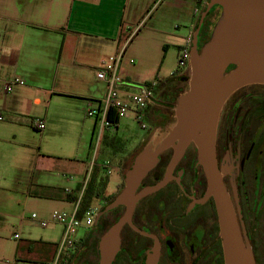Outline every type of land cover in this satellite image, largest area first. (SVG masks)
Instances as JSON below:
<instances>
[{
  "label": "crops",
  "instance_id": "crops-1",
  "mask_svg": "<svg viewBox=\"0 0 264 264\" xmlns=\"http://www.w3.org/2000/svg\"><path fill=\"white\" fill-rule=\"evenodd\" d=\"M206 7L194 0H0V228L18 221L20 206L32 204L41 218L48 216L46 203L50 213L73 208L89 162L65 152L70 146L59 154L50 146L60 140L48 139L61 125L82 136L91 125L94 135L98 120L87 110L106 94L96 75L101 62L124 52V92L139 93L160 77L171 46L192 43ZM142 29L148 33L134 50L136 37L129 40ZM15 78L25 85L7 91ZM36 117L46 122L43 130L32 125Z\"/></svg>",
  "mask_w": 264,
  "mask_h": 264
},
{
  "label": "flooded vegetation",
  "instance_id": "flooded-vegetation-1",
  "mask_svg": "<svg viewBox=\"0 0 264 264\" xmlns=\"http://www.w3.org/2000/svg\"><path fill=\"white\" fill-rule=\"evenodd\" d=\"M223 9L213 7L210 27L201 39L203 46L223 18ZM171 107L167 111L174 114ZM215 147L217 166L244 244L252 250L255 264H264V83L243 85L227 99ZM140 152L127 158L123 188L115 198L124 189L126 171ZM174 154L172 147L163 151L140 181L136 194L169 175L159 189L137 200L130 219L119 231V248L111 264H226L218 206L215 196H208V176L199 163L198 150L189 143L169 172ZM115 198L106 201L104 208ZM126 211L127 205L119 204L103 213L105 217L84 235L93 254L89 256L84 245L77 246L64 264H101L100 239Z\"/></svg>",
  "mask_w": 264,
  "mask_h": 264
},
{
  "label": "water",
  "instance_id": "water-1",
  "mask_svg": "<svg viewBox=\"0 0 264 264\" xmlns=\"http://www.w3.org/2000/svg\"><path fill=\"white\" fill-rule=\"evenodd\" d=\"M216 5L224 8L223 18L199 51L201 27L210 9ZM190 53V74L186 77L189 88L179 95L173 107L174 122L162 139L149 141L135 157L126 171L124 189L97 214L96 223L103 213L119 204L127 205L121 221L100 239L101 264H111L119 248V231L130 219L137 200L167 181L169 175L136 194L140 181L154 167L157 157L169 147L174 149L170 172L189 143L196 146L199 163L208 176V196L214 195L217 202L226 264H255L252 250L244 244L217 166L215 140L221 110L227 99L243 85L264 83V0H209L193 33ZM231 65L235 67L227 70Z\"/></svg>",
  "mask_w": 264,
  "mask_h": 264
},
{
  "label": "rangeland",
  "instance_id": "rangeland-1",
  "mask_svg": "<svg viewBox=\"0 0 264 264\" xmlns=\"http://www.w3.org/2000/svg\"><path fill=\"white\" fill-rule=\"evenodd\" d=\"M207 28L208 25L206 21L203 24V27H201V32L199 35L200 49L201 46H203L201 39L202 36L207 32ZM215 28H217V24ZM215 28H213V30L209 33L208 40L212 37ZM146 33H148L147 30L142 29V32L137 30V32L132 34L129 42H131V39L136 37V39L133 41L134 43L132 42V49L135 50L138 48L140 37ZM178 55V48L171 46L168 51L165 63L161 68L160 77L161 79H167L171 77L173 72L181 71L177 74L178 77L174 79L175 82L167 84L165 87L171 86L184 92L189 88V81H180L179 77H187L188 74H190V71L189 68L179 67ZM159 93L160 92H158V96ZM169 106L171 107L172 104L159 102L157 107L160 108V113L155 114L151 112L150 116L145 117L142 122H139L135 116L120 119L119 127H117V129L116 126L110 127L109 130L107 129L103 133V137L98 145V149H96L95 146L97 144V137L99 134V125L94 135L93 128L90 125L89 128L85 130L86 132H84L83 136L79 130L75 135H70L68 134L66 125H61L58 131L59 134L48 139L47 144L51 145L54 139H59L60 144L50 146L52 149L59 151V154L63 152L61 149H65L66 147L70 146L65 152H70L72 154L71 156L78 158V160L89 162L87 174H89V172L90 174L92 173L93 165L91 162L92 158L96 154L97 163L103 162L106 159L111 161L110 173L108 172V169L99 167L101 170L99 176L108 177V184L104 189V193H102V197L98 200L95 199L93 203V206L100 210L111 195H115L123 188L122 175L126 170L125 162L127 161V158L131 156V154L133 155V152L145 148L149 141H157L158 139H162L168 132V127L175 120V111L174 114L173 112L167 111L170 109ZM165 112H168V114ZM90 120L93 119L90 118ZM142 123H144L146 127H143ZM61 140H66V145H63ZM118 178L120 181L118 187H116ZM46 204H49L48 209H46L49 216V214H51L49 211L52 204ZM66 208L70 209L71 204H68ZM33 212H36L40 215L39 209L32 206V204L28 208L20 206L19 210L17 211L18 221L13 220V222L9 223L6 228H0V264H7V262H10V264H55L57 261L56 248L58 247V243L61 241L63 228L57 223H52L47 227L39 226V224L33 222L31 219V214ZM91 229L92 227L88 229L84 227L81 228L78 231L77 238L81 239L83 237L84 239L86 232ZM15 233H18L20 238H15ZM83 242V245L87 247L86 252L90 256L93 254L92 252H89V250L92 248V245L89 246L88 241L83 240ZM94 242L95 241L93 240V245ZM83 245L81 247L79 246V248H83ZM65 262L66 261H63L59 264H64Z\"/></svg>",
  "mask_w": 264,
  "mask_h": 264
},
{
  "label": "built area",
  "instance_id": "built-area-1",
  "mask_svg": "<svg viewBox=\"0 0 264 264\" xmlns=\"http://www.w3.org/2000/svg\"><path fill=\"white\" fill-rule=\"evenodd\" d=\"M161 1V0H160ZM197 3L207 4L209 0H194ZM192 43L183 46L182 50L179 53V67L187 68L190 65V48ZM123 53L120 52L110 57L105 58L101 62V68L96 69V75L102 82L106 85V94L100 99L96 100L95 104L88 108L87 115L95 117L98 120L99 124V134L97 137L96 149H98L99 142L106 128L117 126L116 123L109 121L110 115H117L121 118H129L135 116V118L142 122L145 119L144 110L151 106L157 104V96L155 93L156 82L152 81L150 86H142L139 93L131 92L126 94L124 92L123 79L120 76V63H122ZM25 85L23 79L15 78L7 82V91L11 92L16 85ZM32 125L43 130L46 127V122L40 118L36 117L32 120ZM143 127H146L142 123ZM97 154L93 157L92 165H98L105 169H108V172H111V161L104 160L103 162L97 163L96 160ZM92 167V166H91ZM91 171V169H90ZM90 174V172H89ZM89 174L84 184V190L86 188ZM81 193L80 196H82ZM80 200L81 197L74 203V206L70 210H54L51 212L50 216L47 218H41L37 213L31 214V219L33 222L39 224L41 227H47L52 223H57L62 226V237L58 247L56 248L57 252V261L55 264L62 263L77 249V244L80 239L77 238L78 231L81 228H90L94 225L96 221V216L99 212L98 208L95 206L90 207L83 215L82 218L78 217V212L80 209ZM19 237L18 234L15 235ZM10 264V262H7Z\"/></svg>",
  "mask_w": 264,
  "mask_h": 264
},
{
  "label": "trees",
  "instance_id": "trees-1",
  "mask_svg": "<svg viewBox=\"0 0 264 264\" xmlns=\"http://www.w3.org/2000/svg\"><path fill=\"white\" fill-rule=\"evenodd\" d=\"M213 9V8H212ZM212 9H210V11L208 12V15L205 19V22L209 21L210 19V16L212 14ZM218 25V23H217ZM198 27V25H197ZM208 32V30H207ZM207 32L205 34H207ZM209 35V34H208ZM212 35V34H211ZM183 48V47H182ZM182 48H179V52L182 50ZM199 51L201 50L200 47H198ZM235 65H231L229 66L230 68L233 67ZM228 67V68H229ZM181 72V71H176L175 73H173L171 75V77L167 78V79H161L160 77H157L156 78V88H155V93L157 95V104L159 102H165V103H169V104H172L173 106L176 104L177 100H178V97L179 95L181 94L182 90L180 89H175L174 87H165L167 86V84H170L172 82H175V78L178 77V73ZM180 81H184V80H187L185 76H180L179 77ZM152 81H147L143 84V86H150ZM175 89V90H174ZM158 92L159 93V96H158ZM157 104L154 106V105H151L149 107H147L145 110H144V114H145V117H149L151 112L155 113V114H158L160 113V108L157 107ZM119 117L117 115H110L109 116V121H111L112 123H116V125L118 124L119 122ZM110 137V136H108ZM99 163V162H98ZM100 166H96L94 165L93 166V170H92V173L90 174L89 176V179H88V182H87V185H86V188L84 190V193L82 194L81 196V200H80V209H79V212H78V217L79 218H82L84 213L90 208L93 206V203H94V200H98L102 197V193H104V189L105 187L107 186V183H108V177H103V176H99L100 175ZM125 174V171L123 173V175ZM122 175V177H123ZM113 198H115V195H111L107 201H111ZM77 200V197H73L71 201H75ZM104 209V206L99 210V212H102ZM98 212V213H99ZM97 217V216H96ZM105 217V214L101 215V218H99L101 221L102 218ZM96 222V221H95ZM95 225V223H94ZM93 225V226H94ZM97 226V225H96ZM84 239H80L77 246L81 247L84 242H83Z\"/></svg>",
  "mask_w": 264,
  "mask_h": 264
}]
</instances>
